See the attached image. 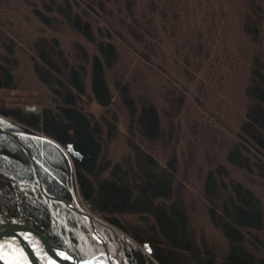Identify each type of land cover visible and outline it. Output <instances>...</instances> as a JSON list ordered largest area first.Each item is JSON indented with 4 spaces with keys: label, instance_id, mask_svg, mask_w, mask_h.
<instances>
[{
    "label": "rangeland",
    "instance_id": "374dc122",
    "mask_svg": "<svg viewBox=\"0 0 264 264\" xmlns=\"http://www.w3.org/2000/svg\"><path fill=\"white\" fill-rule=\"evenodd\" d=\"M74 14L88 22L91 38L67 21L66 16ZM42 39L48 41L45 49L59 67L66 61L83 68L84 93L76 105L97 125L100 172L91 175L94 182L120 178L138 184L147 167L150 173L164 176L169 194L153 203L167 211L180 208L187 218L192 249L178 248L181 264L208 260L220 264L224 259L229 242L208 215L204 183L208 174L226 184L239 182L260 203L263 225L250 230L244 244L264 264V177L258 167L264 168V157L240 137L252 71L264 70V0H0V118L37 134L43 133L3 111L25 115L49 108L56 112L61 105L35 71L36 64L44 66L37 54ZM107 42L114 45L116 58L104 67L111 101L103 106L92 94L90 76L93 56H100L98 46ZM123 88L132 99L133 113L123 102ZM148 104L159 116L156 139L146 138L137 125V115ZM236 146L249 159L250 168L228 161ZM61 148L72 165L71 154ZM72 169L74 176V164ZM74 191L72 203L94 217L118 262L122 241L152 261L146 251L154 244L151 240L165 247L152 213L110 215L118 227L81 198L75 182ZM88 242L86 238L81 246L87 255L97 251ZM99 248L93 258L104 261L103 245Z\"/></svg>",
    "mask_w": 264,
    "mask_h": 264
},
{
    "label": "trees",
    "instance_id": "16d2710c",
    "mask_svg": "<svg viewBox=\"0 0 264 264\" xmlns=\"http://www.w3.org/2000/svg\"><path fill=\"white\" fill-rule=\"evenodd\" d=\"M36 14L41 17L37 10ZM66 18L75 29L91 38L88 22L81 21L77 14ZM41 19L46 21L42 17ZM47 42L42 39L37 45V54L44 66L36 64L35 71L39 79L49 85L52 95L62 101L61 105L56 112L49 108L42 109L40 113L28 112L25 115H12L3 111L5 115H11L23 125L40 130L43 134L29 132L28 128L1 118L0 129L22 133L20 138L37 162L39 176L48 194L76 202L75 182L81 198L118 227L121 225L110 215L129 212L153 214L165 247L156 246L155 240L147 238L154 243L152 246L148 243L154 259L152 261L143 252L122 241L121 264H181L178 248L188 251L192 249L187 218L180 208L167 211L163 205L153 203L155 198H163L169 194L168 180L164 176L150 173L147 167L148 170L146 168L140 174L141 182L138 184H129L130 182L120 178L96 182L91 178L100 172V142L96 135L97 125L76 105L78 96L84 93L83 68L68 66L64 60L59 67L45 49ZM53 43H56L55 39ZM98 48L100 56L94 55L91 62V91L95 100L105 106L110 103L111 95L105 81L104 67L115 60L116 53L114 45L109 42L100 43ZM57 54L59 58L60 51ZM3 78L7 86L9 74L4 73ZM120 94L133 113V102L126 88L121 89ZM246 94L250 103L246 109V119L240 128V137L251 143L264 157V70L259 67L253 69ZM137 125L146 138H157L159 116L153 104L141 108L137 115ZM67 144H71L81 155V158L71 155L77 171L74 176L73 164L71 165L67 153L61 148ZM228 161L250 168L249 159L242 155L238 146L230 151ZM258 167L262 169L260 175L264 177V168ZM204 196L210 219L229 242L228 253L220 264H262L244 244L248 232L261 229L263 225L260 203L253 192L239 182L231 181L226 184L208 174L204 183ZM0 220L28 221L44 232L53 244L64 247L78 258L93 257L102 245L90 237V226L82 216L62 202L47 201L39 191L34 168L27 154L15 138L3 134H0ZM128 232L135 240L142 241L141 236L135 232ZM86 238L90 241L88 243L97 248V251L88 255L81 248ZM206 264L214 263L208 260Z\"/></svg>",
    "mask_w": 264,
    "mask_h": 264
},
{
    "label": "water",
    "instance_id": "95a60500",
    "mask_svg": "<svg viewBox=\"0 0 264 264\" xmlns=\"http://www.w3.org/2000/svg\"><path fill=\"white\" fill-rule=\"evenodd\" d=\"M33 110L34 107H27ZM0 133L9 134L17 140L31 162L37 178L40 193L50 202H62L66 207L84 217L90 226V233L104 248L106 260L101 261L93 257L78 258L62 246L53 244L46 234L29 222L17 220H0V264H120L116 256L112 255L103 236L95 226V219L89 213L80 210L71 201L54 197L48 194L38 173V165L30 150L21 142V132L0 130ZM67 152L75 158L81 155L73 149L71 144L66 145ZM146 251L150 253V248Z\"/></svg>",
    "mask_w": 264,
    "mask_h": 264
},
{
    "label": "bare ground",
    "instance_id": "6f19581e",
    "mask_svg": "<svg viewBox=\"0 0 264 264\" xmlns=\"http://www.w3.org/2000/svg\"><path fill=\"white\" fill-rule=\"evenodd\" d=\"M0 130H5V129H0ZM5 131H8V130H5ZM0 134H3V135H9V134H5V133H0ZM20 140H21V138H20ZM22 142V141H21ZM23 143V142H22ZM24 144V143H23ZM25 145V144H24ZM26 146V145H25ZM27 147V146H26ZM28 148V147H27ZM55 202V201H54ZM74 205H76V204H74ZM77 207H78V205H76ZM121 264V263H120Z\"/></svg>",
    "mask_w": 264,
    "mask_h": 264
},
{
    "label": "flooded vegetation",
    "instance_id": "af4514ba",
    "mask_svg": "<svg viewBox=\"0 0 264 264\" xmlns=\"http://www.w3.org/2000/svg\"><path fill=\"white\" fill-rule=\"evenodd\" d=\"M104 254H105V253H104ZM104 260H106L105 255H104Z\"/></svg>",
    "mask_w": 264,
    "mask_h": 264
}]
</instances>
